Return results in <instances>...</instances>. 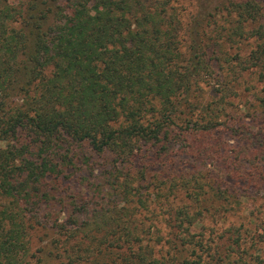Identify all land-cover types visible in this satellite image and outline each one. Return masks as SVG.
I'll use <instances>...</instances> for the list:
<instances>
[{
  "label": "trees",
  "instance_id": "obj_1",
  "mask_svg": "<svg viewBox=\"0 0 264 264\" xmlns=\"http://www.w3.org/2000/svg\"><path fill=\"white\" fill-rule=\"evenodd\" d=\"M195 2L186 14L178 0H0V264H264V224L214 220L239 189L171 168L181 151L264 186V85H244L264 83L262 10ZM234 40L246 55L224 50ZM223 128L244 146L224 150ZM84 145L104 168L67 199ZM35 233L52 237L34 248Z\"/></svg>",
  "mask_w": 264,
  "mask_h": 264
},
{
  "label": "rangeland",
  "instance_id": "obj_2",
  "mask_svg": "<svg viewBox=\"0 0 264 264\" xmlns=\"http://www.w3.org/2000/svg\"><path fill=\"white\" fill-rule=\"evenodd\" d=\"M22 1H25V0H9V2H11V4L13 5H17L18 3ZM178 1H179V5L177 6H180L181 8H183L186 14L193 13L194 7L196 4L195 0H178ZM241 2L243 4L244 3L245 4L246 3L247 4L256 3L253 5L257 6L258 8L262 10L260 23L263 22V25H264V0H241ZM217 20L220 22H223L225 18L221 17V18H218ZM227 24L228 23H226V25ZM246 28H248V25H246ZM216 40L220 41L219 38H216ZM206 41L210 42L208 39H206ZM247 43L248 41L243 42V43H237L235 41V44L232 45L230 42L227 45L225 44L226 47L224 50L227 51L228 53H231L232 56H235V55L237 56V54L239 53L246 55V53H248L247 47H246ZM212 50H214V52L217 51L216 55L214 54ZM206 55H207V58L210 60L212 58L215 59L216 57H220L221 53L218 52L217 48L212 49L208 47ZM254 83H255L254 78L252 76H249L247 77L246 83L244 84L245 86L252 85L253 87H255V89H252L251 92L249 93L253 97L256 96V92L260 88H262V86L264 85V83H257L254 85ZM206 95H208V93ZM249 99H250V96H249ZM249 99L248 101H250ZM239 102H241L242 105H244L245 107L243 106V108L241 109L237 107V110H235L234 108V110L237 111V112H234V115L238 114V116H242L243 118L249 117L250 114H252V111L247 109L248 105L246 104V99L243 97V95L239 97ZM227 127L231 128V125L227 124ZM221 130L222 131L217 134V137L221 139L223 143L222 145L223 149L228 151V153L234 152L236 151L237 148L244 146L243 143L241 142L242 140L239 141L233 138V136H231L230 131H226L225 128ZM1 146H3L2 143H0V147ZM174 153H175L174 154L175 157H173L170 162L174 163V165L171 168L173 169V171H177L176 173H181V174L183 173L185 174L186 177H190L194 173H196V177L199 178L198 179L199 184H204L206 189L207 187H213V186L215 187L217 186V184H220L222 187L229 185L230 187H235L239 189L237 192V195H239V199L237 201V203H239V206L236 208V210L235 209L230 210L231 213L226 214L227 217H226L225 222L221 218H218V217L214 219L217 222L216 224L219 227H222V226L226 227L230 223H233L236 226L242 225L243 229H247L248 232H252L256 228L259 229L261 225L264 224V186L256 188L254 190H249L244 181H241L239 185L233 186V181L230 180L226 176V174L224 175L225 173L223 170L224 167H222L220 163L210 162V160H207L204 162L195 161L194 159H190L186 157V155L181 151L174 152ZM70 156H75V159H77L76 160L77 167L75 168L71 176H69L66 180H63V184L61 185L62 195L65 196L67 199L68 198L70 199V197H73L76 195L77 189H78L76 187L81 186L79 183L81 182L82 175H88L91 169H94V171L96 169L94 174L97 175L98 172H100L104 168L103 160L92 155L87 145H84V147L82 146L80 148H74L70 152ZM154 173L155 172L152 171L151 175H153ZM197 173H199V176H202V178L199 177ZM77 195L82 196L81 193L80 195L79 194ZM226 208L229 209L228 206ZM223 209L224 208H220V211L222 213H223ZM230 214H233L234 216L233 215L230 216ZM212 225L213 223H210L208 220L205 222L206 227L212 226ZM39 237H40V234L38 233H35L33 236L32 246L34 248L45 245V243L52 237V235L49 234L48 237L43 238L41 241L39 240ZM246 247H249V244H247L244 247L247 251V254H246V257L243 259V262L246 259L248 261L250 257L255 255V251H257L256 247L252 250H247ZM240 251H242V249ZM50 263L53 264V262H50ZM249 263L251 264L252 262H249Z\"/></svg>",
  "mask_w": 264,
  "mask_h": 264
}]
</instances>
